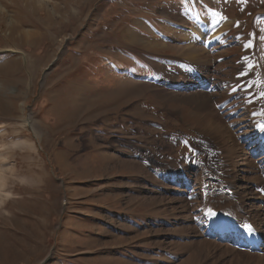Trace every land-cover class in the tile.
<instances>
[{
    "label": "rangeland",
    "instance_id": "obj_1",
    "mask_svg": "<svg viewBox=\"0 0 264 264\" xmlns=\"http://www.w3.org/2000/svg\"><path fill=\"white\" fill-rule=\"evenodd\" d=\"M194 2L219 14L209 46L188 1L0 0V264H264L202 242L200 196L213 144L264 227V158L239 139L264 114V0Z\"/></svg>",
    "mask_w": 264,
    "mask_h": 264
},
{
    "label": "bare ground",
    "instance_id": "obj_2",
    "mask_svg": "<svg viewBox=\"0 0 264 264\" xmlns=\"http://www.w3.org/2000/svg\"><path fill=\"white\" fill-rule=\"evenodd\" d=\"M202 22H204L205 24H203L202 25V28L200 29L199 28V33L200 34H202L201 36H204V37H208L210 34H211V30L209 29V27H208V24L205 22V21H202ZM195 29V28H194ZM210 30V31H209ZM22 32V31H21ZM29 32V31H28ZM32 32V31H31ZM30 32V33H31ZM34 33V32H33ZM18 34V33H17ZM30 35V34H29ZM37 35V34H36ZM31 38L33 37V36H30ZM36 38V37H35ZM30 39V38H29ZM193 46H194V44H193ZM197 47V46H196ZM190 47H188V49H189ZM194 48V47H193ZM190 52V51H189ZM195 52V51H194ZM196 53H197V51H196ZM195 53V54H196ZM200 53L201 52H199V55H200ZM190 54H192V56H194L195 57V55H194V53H190ZM189 54V56L191 57V55ZM203 57V56H202ZM201 57V58H202ZM205 57V56H204ZM203 57V58H204ZM195 58H199L198 56L197 57H195ZM200 58V59H201ZM206 58V57H205ZM199 59V60H200ZM204 60V59H203ZM228 132V131H227ZM0 166H1V164H0ZM2 178H3V176H2ZM1 177H0V194H3V192L2 191H4L3 189H2V187H4V183H3V179H2ZM6 195H10V193H7V191H6ZM227 201H232V198H230V197H226V199H225V201H224V204H226V202ZM234 202V201H233ZM232 209L235 211V209H234V206H232ZM239 209H240V207L239 206H236V210H237V212L239 211ZM226 210H228V209H226ZM236 212V211H235ZM239 213V212H238ZM206 220V219H205ZM210 221V226H212V229L209 231L210 233L208 234V236L206 237H203L204 239H203V241L202 242H204L206 245H211L212 243L213 244H217L218 246H222V244L223 243H226L227 245L225 246L226 248H232L230 245H233L234 244V242L233 241H235V239H233V238H231V237H224L223 235H222V232H224V230H226V229H232L233 231H236L237 229H236V227H225V226H221V225H218V224H215V222H214V220H209ZM207 222H208V219H207ZM259 227L262 229V227H261V223L259 224ZM204 233V232H203ZM262 238H264V234L262 235ZM218 240H219V242H218ZM210 243V244H209ZM232 249H235V248H232Z\"/></svg>",
    "mask_w": 264,
    "mask_h": 264
},
{
    "label": "snow or ice",
    "instance_id": "obj_3",
    "mask_svg": "<svg viewBox=\"0 0 264 264\" xmlns=\"http://www.w3.org/2000/svg\"><path fill=\"white\" fill-rule=\"evenodd\" d=\"M261 128L264 129V125H261ZM249 230H251V226H249Z\"/></svg>",
    "mask_w": 264,
    "mask_h": 264
}]
</instances>
